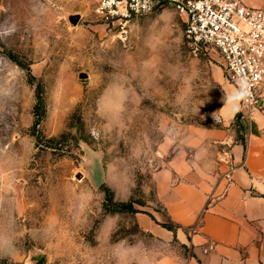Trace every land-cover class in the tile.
<instances>
[{
	"label": "rangeland",
	"instance_id": "obj_1",
	"mask_svg": "<svg viewBox=\"0 0 264 264\" xmlns=\"http://www.w3.org/2000/svg\"><path fill=\"white\" fill-rule=\"evenodd\" d=\"M185 25L172 0L124 32L90 0H0V264L154 263L143 218L178 228L157 187L173 167L216 171L221 135L241 137L238 90L216 49L189 51Z\"/></svg>",
	"mask_w": 264,
	"mask_h": 264
},
{
	"label": "crops",
	"instance_id": "obj_2",
	"mask_svg": "<svg viewBox=\"0 0 264 264\" xmlns=\"http://www.w3.org/2000/svg\"><path fill=\"white\" fill-rule=\"evenodd\" d=\"M264 10V0H241ZM252 117L237 120L241 137L223 134L216 171L187 164L174 168L179 180L157 194L175 233L143 218L153 234V264H264V92ZM190 227L191 232L183 228ZM176 238L187 256H165V240ZM213 245V250L203 249ZM159 247V248H158Z\"/></svg>",
	"mask_w": 264,
	"mask_h": 264
},
{
	"label": "built area",
	"instance_id": "obj_3",
	"mask_svg": "<svg viewBox=\"0 0 264 264\" xmlns=\"http://www.w3.org/2000/svg\"><path fill=\"white\" fill-rule=\"evenodd\" d=\"M165 0H90L94 20L124 32L140 15L151 12ZM186 17L184 34L189 51L200 55L209 48L218 51L227 75L236 87L240 113L248 118L261 107L264 92V10L241 0H172ZM213 250V245L203 252Z\"/></svg>",
	"mask_w": 264,
	"mask_h": 264
},
{
	"label": "water",
	"instance_id": "obj_4",
	"mask_svg": "<svg viewBox=\"0 0 264 264\" xmlns=\"http://www.w3.org/2000/svg\"><path fill=\"white\" fill-rule=\"evenodd\" d=\"M66 20L70 23V25L75 26L79 22L81 16L79 13H67L65 15ZM87 75L85 73H80V78H85Z\"/></svg>",
	"mask_w": 264,
	"mask_h": 264
},
{
	"label": "clouds",
	"instance_id": "obj_5",
	"mask_svg": "<svg viewBox=\"0 0 264 264\" xmlns=\"http://www.w3.org/2000/svg\"><path fill=\"white\" fill-rule=\"evenodd\" d=\"M244 97L243 96H240L239 99H243ZM239 99L236 98V96L234 95V97L230 98V102L233 104V106L235 108H239ZM10 253V251H7V250H3V249H0V254H8Z\"/></svg>",
	"mask_w": 264,
	"mask_h": 264
},
{
	"label": "trees",
	"instance_id": "obj_6",
	"mask_svg": "<svg viewBox=\"0 0 264 264\" xmlns=\"http://www.w3.org/2000/svg\"><path fill=\"white\" fill-rule=\"evenodd\" d=\"M120 206L123 208V207H126V206H130V204H129V203H128V204H124V203H123V204H121ZM169 229L172 230L173 227H172V226H169Z\"/></svg>",
	"mask_w": 264,
	"mask_h": 264
}]
</instances>
